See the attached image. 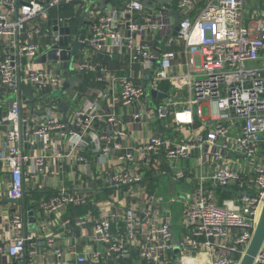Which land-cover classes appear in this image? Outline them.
I'll return each mask as SVG.
<instances>
[{
	"label": "built area",
	"instance_id": "built-area-1",
	"mask_svg": "<svg viewBox=\"0 0 264 264\" xmlns=\"http://www.w3.org/2000/svg\"><path fill=\"white\" fill-rule=\"evenodd\" d=\"M72 0H0V82L6 94L14 95L10 109L0 116V130L4 136V148L0 151V163L8 172L9 181L5 196L13 203L24 194V165L31 177L42 175L35 183L41 190L51 178L52 170L45 169V159L52 149V137L59 134L64 141L63 156L87 163L86 150L98 153L95 161H89L96 171L103 172L102 184L120 190L138 185L146 175L158 173L168 163L171 176L191 184L192 189L182 190L169 198L182 203V222L186 232L178 238L180 255H193L205 251L209 264H239L255 230L260 209L264 202V10L255 11V34L246 21V0H174L179 16L177 38L182 40L187 54L186 65L191 73L181 76L190 83L192 95L188 108L174 111L171 104L162 101L154 107V118L160 128L169 124H192V105L201 114L200 104L206 103L213 123L204 134H194L190 139L171 142L163 136H152L145 142L116 155L112 164L102 168L110 155L111 147L120 148V139L127 127L111 109L104 110L96 100L89 99L81 107L64 117L56 111L53 96H63L58 90L64 83L65 67L56 73L46 63L36 61L61 35L49 36L44 42L34 41V35H42L36 20L46 22L48 11L69 4ZM151 1V0H150ZM143 0H124L109 11L91 12V25L85 37L87 50L108 56L119 54L125 48L127 74L117 78L119 101L129 108V122L140 123L148 115L141 101L145 89L136 84L131 70L136 65L151 80V87L168 79L175 85L178 76L168 77L167 69L176 54L170 49H153L147 41L138 40L142 33H155L163 28V22L145 13ZM160 7L163 14L169 9L152 0L150 8ZM69 17H57L59 27L69 26ZM71 25V24H70ZM74 30V27L72 25ZM74 36V31L72 33ZM63 48L58 47L57 54ZM67 50V48H64ZM120 57V56H119ZM63 61H59L62 65ZM53 64V63H52ZM45 65V66H44ZM73 72L87 75L96 68V62L71 63ZM191 76L193 78L191 79ZM101 81V77L97 78ZM26 85L32 89L34 107L31 118L21 116L22 91ZM35 89V91H34ZM102 99H107L106 88L100 89ZM35 94V96H34ZM62 98V97H61ZM55 99V100H56ZM54 100V101H55ZM57 101V100H56ZM69 109V107H68ZM70 120V127L67 124ZM103 124L100 125L99 122ZM127 123V122H126ZM236 128L235 131L230 129ZM39 147L41 154L34 155L25 149ZM197 153V163L180 166V160ZM147 160V161H146ZM140 165L138 162H140ZM210 164L214 168L209 170ZM166 166V165H165ZM88 174L90 169L86 171ZM244 179L254 190H244L236 197L226 198L218 189ZM161 198H147L142 208L128 207L122 211L101 210L92 224L89 239L94 244H104V251L73 253L65 264H85L87 257L99 261L103 256L127 262L134 250L137 258L133 264H164V255L173 250L171 212L167 206L159 218L153 213ZM87 203L85 195H75L64 188L46 200H36L35 208L42 215L57 216L63 235L75 228H83L89 222L86 216L62 217L67 205ZM123 223V232L114 233L112 223ZM234 230V231H233ZM6 241H0V254H7L15 264H25L27 245L29 254L35 250L36 235L24 231L21 212L9 213L5 225ZM45 243L57 259H64V250L53 234H45ZM12 264V263H0ZM252 264H264V248L253 258Z\"/></svg>",
	"mask_w": 264,
	"mask_h": 264
},
{
	"label": "crops",
	"instance_id": "crops-1",
	"mask_svg": "<svg viewBox=\"0 0 264 264\" xmlns=\"http://www.w3.org/2000/svg\"><path fill=\"white\" fill-rule=\"evenodd\" d=\"M124 0H110L112 8L122 4ZM145 1L146 9L145 13L153 17L155 20L163 22V28L155 33H142L137 36L138 40L147 41L151 44L153 49L160 47L161 49H166L167 40L171 38L170 49L174 50L176 57L174 60L170 61V66L167 69L168 77L178 76V83L173 85L170 80L164 79L159 82L154 87H151V80L148 76L142 72L140 66L136 65L133 70H131V76L134 82L145 89V96L141 101L142 106L148 109V115L142 118L140 123L129 122V108L123 106L118 98L119 95V83L117 78L121 75L127 74V58L128 55L125 48L119 54L118 62L114 63L112 60L105 63L101 59H95L96 64L102 65L103 69L100 70L96 68L94 71L89 72L87 75L75 73L86 83L75 82L73 90H66V93L60 98L53 96L52 101L58 104L56 106V111L60 120H64L72 114L74 110L81 107L89 99L96 100L104 110L111 109L120 118L121 122L127 127L126 135L121 138L120 148H113V144L110 145L111 151L110 155L107 157L106 164L102 168H106L112 164L116 155L122 153L126 150V147H133L141 142H145L148 138L152 136H163L171 142H179L183 139H190L194 134H204L208 128L211 127L213 123L212 114L210 112L209 106L206 103L200 104L201 114L198 115L196 112V106L192 105V124H179L174 123L169 124L167 127L160 128L158 122L154 118V107L161 103L162 101L169 102L174 109V111H182L188 108L187 100L192 95L191 80L190 83L186 79H180L181 76L186 73H191L192 70L190 66L186 65L187 54L185 52L184 42L177 38V30H175V19L172 16V12H176V4L174 0L166 1L165 7L169 9V14L165 15L161 12L160 7L156 6L150 8L152 0ZM156 1L157 4H161L160 0ZM260 0H246L247 14L245 15L246 21L250 24L248 18L256 19L258 15L255 11L262 8L254 7L261 4ZM264 1V0H261ZM252 7V10L250 8ZM73 7L62 6L59 8H52L48 11V19L46 22L36 20L34 24H37L40 28L42 35H34L33 40L38 42H44L49 40V36L52 33V28L47 24L49 20H56L57 17H69L72 14ZM101 11L106 12L109 9L105 6ZM68 12V13H67ZM253 16V17H252ZM74 29H76L77 24L72 23ZM88 31V28H87ZM2 41L0 40V51L2 48ZM95 55L91 51L87 50V57L83 58L82 61H90L91 56ZM40 56V55H39ZM38 56V58H39ZM37 61V59H36ZM42 63V62H40ZM44 64V63H43ZM46 67L53 69L54 72L60 73V68L50 62H47ZM44 65V66H45ZM101 77V81L97 78ZM193 76H191V79ZM105 87L107 92V99L104 100L101 97L100 89ZM2 84L0 82V90ZM35 91V89H34ZM154 92V93H153ZM22 99H25L21 106V116L25 118H31L33 115L32 108L34 107L33 102L29 101L28 96H25L22 91ZM35 96V94H34ZM62 97V98H61ZM34 99V98H33ZM57 101H56V100ZM10 100L9 94H6L5 90H1L0 95V116L6 115L10 109L8 101ZM55 100V101H54ZM64 104L67 106L65 109L60 106ZM69 107V109H68ZM127 122V123H126ZM70 124V120L67 127ZM100 125L103 124L102 121L99 122ZM230 129L235 131L236 128L231 126ZM59 134H54L52 137V149L49 151L45 159V169L52 170L51 178H49L48 183L43 189L38 190L35 188V183L42 180V175L38 174L35 177H31L27 171L28 164L24 165V194L23 197L16 203L11 202L5 196V191L9 181L8 172L0 163V241H6L7 236L5 233V225L7 223V218L9 213L12 211L21 212L24 218V231L31 232L36 235V241L32 250H35L33 255L29 254L31 247L27 245V257L25 264H65L67 260L73 258L74 250L76 253L91 252V251H104V244H94L90 241L89 236L92 232V224L96 218L101 214V210L107 211H122L124 208L135 207L142 208L145 206L147 198L152 196L155 198H161L159 205L156 207L153 216L159 218L163 212L165 206L171 212V230L175 238H181L186 232L184 223L179 213L182 212V203L180 201H173L171 203L169 198L165 199L164 196L175 195L178 191L175 187L179 183L182 190L192 189L191 184L184 185L182 181L174 179L169 173L168 163L162 165L158 173H148L144 179L140 181L138 185L132 186V192L126 187L119 191V189L114 187H105L102 184L103 172L99 170L96 171L95 167L89 163V161H95V157L98 153H91L90 150L85 151L87 157V163H79L74 158H57L59 155L64 153L63 146L64 141ZM4 148V136L0 130V151ZM25 152L30 154L39 155L41 154V149L39 147L35 149L27 148ZM197 153L192 152L190 157L180 160L182 166H192L197 163ZM147 161V160H146ZM142 161L138 162L140 165ZM166 165V166H165ZM214 168V164H210L209 170ZM90 169L88 174L86 171ZM64 188L67 192L74 193L75 195H85L87 203L80 206L67 205L62 211V217H73V216H86L89 218V222L83 228H75L72 233L68 235H63L62 228L58 225L57 216L51 213L47 214L42 211V215L39 216L37 222L32 221L31 215H28V211L32 212L37 210L34 206L36 200H46L54 195H57L60 190ZM244 190H254L251 186L245 184L244 179L239 182H235L230 186L226 187V190L218 189V194L221 197L230 198L236 197L239 192ZM169 201V202H168ZM178 215L176 222L174 217ZM174 227L179 230V236L176 235ZM112 230L114 233L123 232V223L114 222L112 223ZM234 231V230H233ZM45 234H53L57 241L59 242L61 248L64 250V259H57L53 254L51 249H49L45 243ZM264 248V241L261 246ZM137 258V250H134L132 255L129 257L127 262H118L115 258H107L103 256L99 261L92 260L87 257L85 264H133ZM164 264H209L208 255L205 251L199 252L193 255H180L179 252L174 254V249L168 251L164 257ZM0 263H12V259L5 253L0 254Z\"/></svg>",
	"mask_w": 264,
	"mask_h": 264
},
{
	"label": "water",
	"instance_id": "water-1",
	"mask_svg": "<svg viewBox=\"0 0 264 264\" xmlns=\"http://www.w3.org/2000/svg\"><path fill=\"white\" fill-rule=\"evenodd\" d=\"M169 0H160V3H164ZM145 2H143L144 4ZM63 6H71L73 7V11L71 16L66 20V23L69 26L59 27L57 25V20H49L47 24L52 28V32L56 35H61L58 39V43L52 44L49 50L46 53H43L37 58V62L42 63H53L56 68L65 67L66 73L64 75V83L58 93L66 90H73L75 82L78 83H86V80H83L78 75L74 74L72 68V61L76 58L77 60H82L87 57V45L85 42V37L87 35V28L91 25V21L89 20V16L91 12L101 11L105 6L110 10L112 5L110 0H72L69 4H65ZM172 16L175 19V30H178L177 23L179 21V16L177 12H172ZM72 23H76V29L73 30ZM71 24V25H70ZM74 31V36L72 33ZM58 47H62L63 49L59 51L57 54ZM64 48H67L64 49ZM95 59H101L103 63L112 60L114 63L118 62L119 56L114 54L112 56L105 55L103 53L97 52L95 55L91 56L90 61L95 62ZM59 61H63L62 65L59 64ZM138 83V82H135ZM2 90V88H1ZM0 90V95H1ZM154 93V92H153ZM23 94L28 96L29 101L34 102L32 98V89L29 85H26L23 89ZM14 95H11L10 100L8 101L9 107L13 102ZM64 109L67 106L64 104H60ZM66 110V109H65ZM28 215H31V220L37 222L40 216V213L37 210L32 212L28 211ZM39 222V221H38ZM264 241V202L263 206L253 232L252 238L246 248V251L240 261L239 264H252L253 258L261 249V246ZM174 254L178 253V239L173 236Z\"/></svg>",
	"mask_w": 264,
	"mask_h": 264
},
{
	"label": "rangeland",
	"instance_id": "rangeland-1",
	"mask_svg": "<svg viewBox=\"0 0 264 264\" xmlns=\"http://www.w3.org/2000/svg\"><path fill=\"white\" fill-rule=\"evenodd\" d=\"M259 3L261 4V6L260 5H258V6H256V4H253V6L254 7H257L258 9L259 8H262V7H264V1H259ZM250 10H252V7L250 8ZM68 13V12H67ZM253 17V16H252ZM251 18L249 17L248 18V20H250ZM250 32H251V34L253 35V34H255V25H251V27H250ZM9 97H11V95H9ZM179 164V163H178ZM180 166H182V162H180V164H179ZM175 187H176V189L178 190V191H182V187H181V185L179 184V183H177L176 185H175ZM172 195H170V196H168L167 197V195L166 196H164L165 197V199L167 198H169V197H171ZM180 216H181V218H182V212L181 213H179V219H180ZM174 221L176 222V220L178 219V215L176 216V217H174ZM174 230H175V233H176V235H178L179 236V230L177 229V228H175L174 227Z\"/></svg>",
	"mask_w": 264,
	"mask_h": 264
},
{
	"label": "bare ground",
	"instance_id": "bare-ground-1",
	"mask_svg": "<svg viewBox=\"0 0 264 264\" xmlns=\"http://www.w3.org/2000/svg\"><path fill=\"white\" fill-rule=\"evenodd\" d=\"M262 209V208H261ZM261 209H260V212H261ZM260 215V214H259Z\"/></svg>",
	"mask_w": 264,
	"mask_h": 264
}]
</instances>
